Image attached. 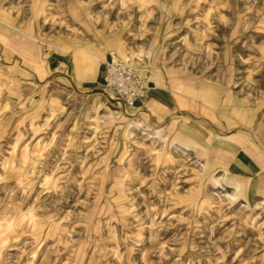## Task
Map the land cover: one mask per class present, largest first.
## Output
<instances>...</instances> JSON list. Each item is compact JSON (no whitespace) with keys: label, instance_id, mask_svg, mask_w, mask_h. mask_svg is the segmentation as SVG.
Returning <instances> with one entry per match:
<instances>
[{"label":"rangeland","instance_id":"1","mask_svg":"<svg viewBox=\"0 0 264 264\" xmlns=\"http://www.w3.org/2000/svg\"><path fill=\"white\" fill-rule=\"evenodd\" d=\"M0 19L206 82L259 117L264 145V0H0ZM16 72L0 65V264H264V191L238 198L103 83Z\"/></svg>","mask_w":264,"mask_h":264},{"label":"crops","instance_id":"2","mask_svg":"<svg viewBox=\"0 0 264 264\" xmlns=\"http://www.w3.org/2000/svg\"><path fill=\"white\" fill-rule=\"evenodd\" d=\"M6 24L12 29L0 28L2 68L16 69L15 75L26 81H66L76 88L102 85L104 65L112 56L101 40L61 31L34 36ZM143 83L132 107L171 125L184 143L199 151L207 170L224 174L231 191L240 187L238 198L261 197L264 145L257 137L259 117L184 72L154 66Z\"/></svg>","mask_w":264,"mask_h":264},{"label":"built area","instance_id":"3","mask_svg":"<svg viewBox=\"0 0 264 264\" xmlns=\"http://www.w3.org/2000/svg\"><path fill=\"white\" fill-rule=\"evenodd\" d=\"M145 75L136 66L111 57L104 65L102 83L121 106L131 108L144 85Z\"/></svg>","mask_w":264,"mask_h":264},{"label":"bare ground","instance_id":"4","mask_svg":"<svg viewBox=\"0 0 264 264\" xmlns=\"http://www.w3.org/2000/svg\"><path fill=\"white\" fill-rule=\"evenodd\" d=\"M113 59H118V58L116 57V55H113ZM126 63H127V62H126ZM128 64H130V63H128ZM132 66H133V65H132ZM138 69H140V70L142 71L143 74H145V73L147 74V70H146V69H144V68H139V67H138Z\"/></svg>","mask_w":264,"mask_h":264}]
</instances>
